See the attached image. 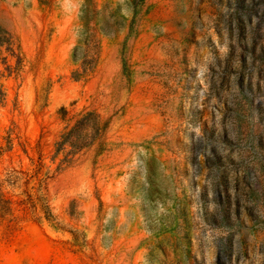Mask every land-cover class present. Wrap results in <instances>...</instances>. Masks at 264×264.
<instances>
[{"label":"rangeland","instance_id":"1","mask_svg":"<svg viewBox=\"0 0 264 264\" xmlns=\"http://www.w3.org/2000/svg\"><path fill=\"white\" fill-rule=\"evenodd\" d=\"M0 264H264V0H0Z\"/></svg>","mask_w":264,"mask_h":264}]
</instances>
